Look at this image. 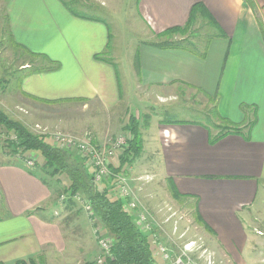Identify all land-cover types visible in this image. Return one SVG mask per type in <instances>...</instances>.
I'll return each mask as SVG.
<instances>
[{
    "label": "crops",
    "instance_id": "0c3cea01",
    "mask_svg": "<svg viewBox=\"0 0 264 264\" xmlns=\"http://www.w3.org/2000/svg\"><path fill=\"white\" fill-rule=\"evenodd\" d=\"M94 1L107 6L111 0ZM196 4L207 12L197 21L214 25L217 37L199 52L184 46L139 48V69L136 61L126 67L132 91L128 104L110 47L112 33L101 17L80 15L64 0H0V34L6 32L19 49L41 54L19 67L15 94L21 98L84 101L85 107L95 105L105 114L124 102L129 122L132 115H142V109L131 108L132 100L140 108L150 100L138 93L141 86L162 89L152 91L159 103L184 88L205 94L220 121L238 125L240 132L211 143L218 130L158 120L159 174L189 197L194 213L212 230L208 235L237 256L238 264H248L243 254L253 232L245 209L264 189V0H140L139 11L150 35L156 36L184 26ZM37 67L52 70L33 72ZM55 180L17 156L0 161V264L96 260V238L67 239L61 219L71 211L65 209ZM95 226L91 222L93 233Z\"/></svg>",
    "mask_w": 264,
    "mask_h": 264
},
{
    "label": "rangeland",
    "instance_id": "374dc122",
    "mask_svg": "<svg viewBox=\"0 0 264 264\" xmlns=\"http://www.w3.org/2000/svg\"><path fill=\"white\" fill-rule=\"evenodd\" d=\"M64 1L76 13L101 17L108 23L112 33L110 47L114 51V63L124 92V102L128 101L127 96L132 95L126 67L132 66V61L133 63L138 61L139 48L147 45L181 43L182 46L199 52L209 43L211 36L214 38L218 34L214 25L206 26L205 20H200L191 25L184 34H164L165 30L160 35L151 36L140 15V0H111L107 6H102L94 0ZM28 59L35 60L29 52L16 47L6 32L3 35L0 34V111L22 122L32 132L46 134L51 142L55 133L72 134L81 138L91 136L101 144L119 135L127 137L128 141L131 140L132 134L125 129L128 115L122 110L128 102H122L118 110L114 109V113L105 114L95 105L85 107L84 101L46 103L27 96L21 98L19 94H15L20 89L22 73L19 67ZM142 89L147 90V93ZM153 90L162 92V89L156 87L146 89L141 86L139 88L138 93L142 97L146 96L145 99H150L147 105H141L142 108L138 106L137 100H132L131 108L135 111L142 109V115L138 120L143 134V149L140 156L126 166L125 175L128 177V182L136 192L142 208L144 207L148 212L153 230L159 234L158 239L168 246L170 253L175 255L174 258L180 255L186 243L194 241L193 251L189 253L190 260L184 257L185 262L238 264L237 256L224 251L217 240L209 236L207 230L196 222L193 216L196 211L187 201L189 197L175 198L169 181L162 179L159 171L163 169V160L157 152L158 141L155 138L158 120L195 121L205 125L212 132L218 130L216 125H227V123L220 121L216 109L202 92L186 88L182 91L176 90L177 97L169 98L170 101L162 99L165 103H159V97L152 92ZM8 136L10 134H7L0 126V161L16 157L13 148L7 145ZM146 141L147 144H145ZM70 151L77 154L76 150L70 149ZM27 152L31 154V151ZM33 157L36 160L35 166L38 167L42 159L34 154ZM120 158L116 159V165L120 164ZM53 179L55 180L56 177ZM57 186L63 189V184ZM194 201L193 205L196 208L197 198ZM64 205L66 206V203ZM78 208L82 209L79 213ZM245 211L248 222L252 225L253 235L251 240H248L247 251L243 257L247 258L248 264H264V221L261 220H264V189L262 186L255 202L252 206L246 207ZM67 216L68 222L63 223ZM89 221L81 202H77V206L71 210V213H66V216L61 219L67 239L95 240L96 236ZM102 233H104L103 230ZM158 259L160 260L159 257ZM73 262L70 264H74ZM52 264H64V262L55 259ZM162 264L166 263L162 261Z\"/></svg>",
    "mask_w": 264,
    "mask_h": 264
},
{
    "label": "trees",
    "instance_id": "16d2710c",
    "mask_svg": "<svg viewBox=\"0 0 264 264\" xmlns=\"http://www.w3.org/2000/svg\"><path fill=\"white\" fill-rule=\"evenodd\" d=\"M204 14L207 16L206 9L202 4H196L191 11L190 18L184 26H176L167 29L164 34L177 33L184 34L198 20V15ZM212 22V20H211ZM215 37V36H214ZM213 37L211 36V39ZM161 47H180L179 44L159 45ZM33 57L41 56V54L30 53ZM96 58L102 57L97 55ZM136 67L139 69V62L136 61ZM52 70L51 67L35 68L33 72H42ZM32 72V73H33ZM36 99V98H35ZM46 103H55L59 100H42ZM61 101V100H60ZM225 121V120H224ZM161 122L172 123H195V121H172L161 120ZM227 125L218 124V132L211 138V143H216L221 138L230 133L240 132L238 125H233L225 122ZM0 126L5 129L7 134H16L18 137L17 143L7 139V145L13 148L16 152L18 148L24 151H31L42 159L43 164L38 163V167L44 174L51 178L56 177V181L61 184L66 181L63 189H60L58 194L61 197L63 194L69 196L68 199L62 201L66 203L65 209L71 211L77 206V201L73 196L81 194L83 198L88 200L94 210L96 216V226H100L103 232L114 240L113 253L115 259L109 260L107 264H162L161 259L155 256L156 245L152 243V233L142 231L135 220V214L130 212L125 204L126 200L122 199L117 194V188L114 185V180L104 182L101 185L93 183V177L90 170L85 164V161L76 153L60 148L48 139L46 134H36L32 132L25 124L20 121L10 118L5 112L0 111ZM125 129H128L132 134L128 146L120 156V164L113 167L115 173H125L126 166L132 164L136 157L140 156L143 149V134L141 123L136 116H131ZM173 189L175 198L183 199L184 196L177 192L171 180H168ZM81 211L80 209L78 210ZM76 213V215L78 214ZM196 222L203 226L206 230L212 231L206 225L201 217L194 214ZM155 231V230H153ZM17 264H37L35 259L30 261L19 260ZM84 264H95L94 262H85Z\"/></svg>",
    "mask_w": 264,
    "mask_h": 264
},
{
    "label": "built area",
    "instance_id": "2783aa9c",
    "mask_svg": "<svg viewBox=\"0 0 264 264\" xmlns=\"http://www.w3.org/2000/svg\"><path fill=\"white\" fill-rule=\"evenodd\" d=\"M8 139L13 143H17L18 141L16 134H11L8 136ZM52 140L60 148L77 151V155L85 161L86 166L90 170L95 185H101L111 179L114 180L118 196L126 200L125 206L130 212L135 214L138 227L144 232L152 233V243L156 245V257H159L166 264H190V261L185 262L183 258L185 257L190 260L189 253L193 251L194 241L186 243L180 255L174 258L175 255L170 253L171 251L168 246L158 239L159 234L153 231V224L150 222L148 212L144 207L142 208L136 192L128 182V177L125 173H115L113 171V167L118 166L115 164L116 159L123 154L128 146L129 141L127 137L119 135L101 144L91 136L81 138L72 134L55 133L52 136ZM33 154L36 155L33 152L28 154L22 148H18L15 152L17 158L23 159L29 166H35L36 160ZM68 198L69 196L67 194H63L61 201ZM73 198L77 202H81L89 220L95 224L96 216L91 203L79 193L74 195ZM94 229V234L100 247V253L94 263L107 264L109 260L113 261L115 259L113 253L114 240L102 233L100 226H95Z\"/></svg>",
    "mask_w": 264,
    "mask_h": 264
}]
</instances>
